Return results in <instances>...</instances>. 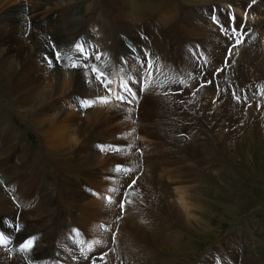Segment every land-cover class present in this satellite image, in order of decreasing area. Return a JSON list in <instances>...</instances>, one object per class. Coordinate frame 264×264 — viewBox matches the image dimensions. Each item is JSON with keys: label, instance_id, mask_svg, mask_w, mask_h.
<instances>
[{"label": "bare ground", "instance_id": "bare-ground-1", "mask_svg": "<svg viewBox=\"0 0 264 264\" xmlns=\"http://www.w3.org/2000/svg\"><path fill=\"white\" fill-rule=\"evenodd\" d=\"M85 1L0 0V103L4 109H0V264H178L175 256L163 252V246L171 245L173 251L180 252L184 237L178 233H163L158 220L146 208L144 210L142 201L153 194L156 180L163 177H156L160 171L167 170L165 177L171 179L182 180L189 172L200 179L202 164H188L189 161L204 163L211 152L223 153L232 140L243 149L246 160L254 157L249 156L254 153L250 151L252 145L264 141L259 128L249 126L243 130L244 125L232 128L234 123L248 119L264 125V117H261L264 114V33L262 24H257L258 19L264 20V0H255V3L253 0H92L88 7L80 5ZM210 3L206 10L205 5ZM183 5L198 8L189 12ZM70 8L80 9L81 16L60 19L56 14L53 20L52 12L63 13ZM95 14L100 16L94 17ZM93 18L102 19L108 29L120 32L121 37L129 36L137 45H141V35L147 47H141L145 49L141 50L144 58L122 57L123 54L117 52L123 49L115 38L109 40L104 34L106 30L100 33L99 20H91V27L86 28L85 24ZM232 26L243 35L244 42L229 54L237 38ZM87 31L92 36H102L107 45L103 48L97 41L91 43ZM81 32L88 38L84 34L78 36L70 49L75 53L79 44L84 47V53L77 51L70 56L63 53L62 45ZM128 40L136 46L140 57L139 47ZM155 42L161 45V52L156 51L159 48L155 47ZM93 47L97 48L95 52H91ZM166 51L169 60L163 64L161 58L164 60L166 56L162 57V52ZM57 52L61 53L60 66L74 59L77 67H57L54 62ZM42 54H47V59H43ZM65 56L70 59L63 62ZM186 56L193 58H188L189 66ZM50 61L55 69L50 68ZM149 61L154 67L146 69ZM81 64L85 69L78 67ZM250 65L254 68L250 69ZM93 67L103 71V78L109 80L110 85L95 79ZM142 69L146 71L139 75ZM159 75H162L161 82ZM107 87L112 92H108ZM126 89H133L137 107L152 109L144 119L151 121L150 127L138 128L123 104L116 108L113 99L117 94L131 103L135 101ZM146 92L154 94L145 96ZM107 95L111 100L109 104L97 102L88 111L85 110L89 107H82L84 112L77 107L76 99L97 101ZM150 102L153 103L151 108ZM245 102L250 104L248 108L251 106L247 112H244ZM69 104L75 107L73 114L64 116ZM102 120H110L116 127L104 128ZM16 122L40 137V152L25 141ZM186 126L197 130L191 132L190 138L181 135V130L178 134L173 131ZM106 129L116 135L118 139L112 142L117 141L120 149L119 152H115L114 147L109 149L106 155H111L109 161L92 147L93 142L102 141L93 140L95 134ZM137 132L154 139L150 140L153 143L143 146L142 156L134 152L136 146L140 147L132 138ZM163 145L170 149L165 150ZM95 146L100 151L105 147L102 143ZM148 146L152 158L160 160L157 166L145 153L144 147ZM180 147L186 149V154L177 153ZM46 158L55 163L53 167ZM118 158L124 160L118 161ZM252 160L251 167L257 163V159ZM109 162L112 167L116 164L130 166L134 172L130 176L127 171L126 175L120 171L109 173L117 177L114 183L117 181L115 185L122 188L117 196L111 191L112 202L107 203L98 198L99 192L90 184L86 186L78 180L84 176L93 178L96 168ZM170 166H177L178 172ZM136 174L135 183L129 185ZM92 191L97 201L88 197ZM137 191L140 198L135 195ZM120 203L124 204L121 218ZM71 209L78 213L73 214ZM146 214L150 218L148 226H140L138 221ZM170 214L178 216L174 206ZM66 216L71 221L64 226ZM117 224L119 231L117 226L114 229L117 241L110 246L108 229ZM246 234H237L236 238L240 237V245L247 251L252 241ZM29 240L32 247L21 250V245ZM229 244L234 251L235 242ZM92 253H95L93 258ZM206 258L201 257L197 264H212ZM222 261L221 264H228ZM239 262L236 259V264ZM253 262L254 257L245 254L239 264Z\"/></svg>", "mask_w": 264, "mask_h": 264}, {"label": "rangeland", "instance_id": "rangeland-1", "mask_svg": "<svg viewBox=\"0 0 264 264\" xmlns=\"http://www.w3.org/2000/svg\"><path fill=\"white\" fill-rule=\"evenodd\" d=\"M91 2L92 0H86L85 2H82L80 5H84L88 7L91 4ZM94 5L95 4H93V6ZM211 5H212L211 3L209 5H205V9L209 10V7ZM192 6L193 5L188 7L187 5V6H184V8H186L189 12H192L191 10L198 8V6H195V7H192ZM71 9H73L74 11ZM71 11L73 12L71 13ZM221 11H224V9H222ZM162 12H164V9L161 11V13ZM56 14H58L60 19H65L71 15L74 17H80L82 12L80 11V9H75V8H70L67 12H63V13H60L59 11H54L51 13V15L54 16L53 20L56 18L55 16ZM209 15L210 13L207 14V17H209ZM99 16H100L99 14H95L94 17H99ZM91 20L100 21V25H101V26L99 25L101 27L100 33L101 31L104 32V30H106L104 34L106 36H109V40L110 39L113 40L115 38L116 42L118 43L117 45H119L123 49V51L126 52V54H124L123 51L121 52L120 50H118L117 53H122L123 54L122 57L125 55L126 56L130 55L133 59L139 58L142 60V58H144L145 53L144 51L141 52V50L143 49V48L141 49V47H144L145 49H147V47L143 43V40L140 37L141 35H139V40H140L141 45L140 44L137 45V41L131 39L129 36L121 37L120 32L116 33V31H113L110 27L108 29V27L106 26V23L100 18L90 19L89 22L85 24L87 29L91 27V24H92ZM257 24L258 25L262 24L261 32L264 33V27H263L264 20L258 19ZM232 28L234 27L232 26ZM85 29L83 32H85ZM83 32L79 33L69 43L62 45L63 49L65 50L63 51V53L66 52L69 56L71 54L77 53L76 48H75V53H74V51L70 49V46L73 44L74 40L78 36L84 34ZM142 33L152 38V36L147 34L146 32L145 33L142 32ZM87 34L91 36L92 40L89 38L91 40L90 41L91 43L97 41L100 44V46L103 45L102 46L103 48L107 45L106 40H104L102 36H92V34H90V32L88 31H87ZM86 38H88L87 35H86ZM128 39H130L132 42H135L136 45L139 47L138 51H140V57H138L137 49L134 48L136 46L131 44ZM95 44L96 43H94V47L97 45ZM94 47L92 48V50L90 49L91 52L96 51L97 48H94ZM155 47L159 48L156 51L161 52V48H162L161 45H157L155 42ZM42 55H43L42 57L43 59H47V56H46L47 54H42ZM164 56H166L164 60L161 58V62L163 64L169 60L168 58L169 54L167 56V51L162 52V57ZM226 56H227V53H226ZM188 58H190L191 60H193V58L186 56L187 63L189 66ZM59 61L54 59V62L57 64L56 65L57 67L60 66L59 65L60 63L58 64ZM62 61L65 62L67 60L63 59ZM142 62L144 64V69H145V60ZM72 63H76L74 59L71 62H69L68 65L60 66L59 68L61 67H63L61 69L73 68L71 66ZM83 66L84 65L81 64L78 67L85 69V67ZM50 68L55 69L56 67L50 66ZM253 68L254 67L250 65V69H253ZM144 69L139 70L138 74L139 75L143 74L146 71ZM203 74L204 72L202 73V75ZM161 76L162 75H159L160 82L163 80ZM215 77H216V74L213 75V79H215ZM252 81L253 83H255L254 80ZM141 84L142 82H140V86ZM203 84L204 83H201V85ZM59 88L61 89V87ZM107 90L108 92L110 91L112 92V90L108 87H107ZM129 94H131V97L135 100V94L133 92V89L130 90ZM151 94H154V93L146 92L144 95L147 96ZM107 98H109L108 95H107ZM246 98L249 99V96L247 95ZM113 100H114V103H117L116 108H118L121 103L124 106H126V108L129 109L128 112L130 115H132L133 119H135L136 126L138 128L139 127L148 128L151 126L150 125L151 121H148V120L145 121L144 119L146 118L145 115L147 111L149 112L152 109L147 110L144 107H141V108L137 107L138 100L137 101L135 100L133 103H131L130 100L117 99L116 95ZM121 101H124V103H122ZM76 103H77V107H80L81 111L84 112L81 107V101L76 99ZM95 104L96 103H93V106H95ZM245 104L246 105L244 107L245 109L244 112H247V109H250L251 106L250 108H248L250 104L246 102ZM152 105L153 103L149 107L151 108ZM73 108H75L73 107V105L71 104L67 105L66 110H65L66 111L65 114L67 115H64V116H69L70 114L72 115ZM91 108L89 107V109L85 111H88ZM0 109L4 111L3 105L1 103H0ZM117 111L119 110L117 109ZM5 113L8 114V111H5ZM261 117H264L263 113ZM140 118H143V119L140 120ZM238 118H240L239 115H238ZM251 122L253 126L250 125ZM102 123H103L102 127L104 128L106 126L108 127V125H112L114 128L116 127L114 123L110 124V120H102ZM15 126L19 128L18 131L21 132L20 134L23 133L22 135L25 137V141L30 145V147H33V148L35 147V149L38 150V152L42 150V141L40 137L33 132V130L29 129V127H27L26 125H22L21 122H19V124L17 123ZM249 126L253 127L254 129L259 128L258 131L260 130L261 133L264 134V125H258L257 123L254 122V119H251V120L248 119L242 123H234L232 128L234 129V128L242 127L241 129L244 130L245 128H249ZM191 129L192 128H190L189 126H186V127L177 128V129L175 128L173 131H175V133L178 134L181 130L183 133L181 135H184V136L186 135L188 136V138H190L192 134L191 132L195 133V131H197L195 129L194 130L192 129L191 131ZM106 130L107 131L99 132L95 134V137L93 139V140L100 139L102 141H98V142L96 141L92 143L93 150H95L96 152L98 151L99 154L103 153L105 156L108 154L109 149H111L112 147L115 148V152L120 151L119 145L116 144L117 141L112 142L118 138L116 137L114 133H111V132L109 133V130L108 129ZM137 133H135V135L132 138L137 143H139L138 147L139 146L140 147L138 149L136 146L134 152L138 154L139 156H142L141 154H142L143 146H146V144L148 145V143L149 144L153 143V141L151 142L150 140H154V139H152V137L148 136L147 134L143 132H137ZM98 143L99 144L102 143L105 146L103 150L100 151L99 147L95 146ZM181 144L184 145V143H181ZM227 144L228 145L224 148L223 153H220L218 151L211 152L209 155H207L208 160L203 161L204 163H202L200 160L199 161L191 160L188 162V164H190L191 162H192L191 164H193L195 162L196 164H193V165H197L198 162L200 163L198 165L202 164V167H203L202 175L203 176L200 177L201 180L197 179L199 178L198 176L189 172L187 176L184 179H182L184 181L182 182V180L180 179L178 180V178L171 179L170 177H165L167 174H164V173L167 172V170L165 172L160 171V173L156 177L158 178V176H163L161 177L162 179L156 180L155 185H154L153 194L149 196V199L142 201L144 210L146 208V211H149L150 212L149 214H151L152 217L154 216L153 218H156L158 220V223L161 225L160 227L163 233H168V234L178 233L180 236L184 237L182 239V243L184 245L181 243L183 247L181 246V251L178 252L179 251L178 250L177 251L178 253L172 250L171 245L163 246V252L169 255L175 256L176 261H178V264H195V263L197 264L198 260L204 256H206L207 257L206 259L208 260V262L210 261L212 264H215V263L221 264L222 260H223L222 263L226 261L228 264H236V259L240 261L239 263H241V257L242 255H245V254L248 256L254 257V262H253L254 264H264V141L259 142V143L257 142L255 145H252L253 147L250 151H253L254 153L252 154L251 152L249 156L252 155L254 157L252 158L248 156L249 158L246 160L244 159L246 155L242 153L243 149L240 150L241 147L240 145H238L237 141L235 142V140H232V141H229ZM163 148H165V150L166 148L170 149L169 146L167 145H163ZM144 149H145V153L149 156L150 162L157 166L158 163H160V160L156 161L152 158L150 146L144 147ZM183 149L184 147H180L179 149H177V153L181 151V152H184V154H186L187 152L186 149L185 151ZM109 156L111 155L106 156V159L108 161L111 160ZM254 158L257 159L256 160L257 163L254 165L259 166L260 169L252 168L254 165L252 167L250 166L253 164L254 161L252 159ZM46 159L47 161H49L48 165L53 167L55 163L49 160L48 158ZM118 159H119L118 161L124 160L122 158H118ZM242 163L244 165L246 164L248 168L243 165L241 166L240 164ZM104 167L102 166L97 167L96 173L93 174V178H88L85 176L84 178H79L78 183H82L86 186L90 184L93 188H95L96 193L99 192L98 195H100V197L98 196V198L108 203V202H112V197L110 194L112 193L111 191H113V193H115L117 196L119 193H121V188H122V186H117V184L115 185L117 181L114 183V180H116L117 177L112 176L109 173L110 172L112 173L113 171L117 172V169L119 168L120 173L124 175H126L125 174L126 171L124 170H128L127 172H129V176H130V175H133L131 173L134 172L133 171L134 169L127 165L123 166L122 164L121 165L116 164L115 166L112 167V164L110 162ZM175 167L170 166V169H173L175 171L179 170L177 166ZM170 169L168 170V172H170ZM106 171L108 173H106ZM148 172L149 171H146L145 174L150 176ZM140 173L141 172H139L138 175ZM138 175L136 174L134 176L131 183L128 182L129 185H131L133 181H136ZM193 177H195L194 181L192 180ZM187 178H189V180ZM86 186H85V194L87 195ZM159 191L160 192L162 191V192L160 193ZM135 195L136 197L140 198L141 197L140 191H137ZM88 197L92 199L93 201H97L96 199L97 196L95 193H93V191ZM124 204H126V201ZM173 206H174V209L177 210L178 216L176 217H173L170 214L172 212ZM71 212L73 214L78 213L75 209L74 210L71 209ZM119 212H120V218H121L124 213L123 209L120 208ZM148 215L146 214L145 216H143V220L138 221L140 226H145L146 224H147L146 226H148V223L150 220V218L147 217ZM66 219L67 221L66 223H64V226H66V224L70 223L71 221L68 216H66ZM118 220H121V219H119L118 217ZM92 224H95V223L92 222ZM74 225L78 226L75 222H74ZM99 226H101V224ZM116 226L118 228L117 230L119 231L118 224L115 225L114 227H112L111 225V227L108 229V231L111 232L110 233V246H112L117 241V238L115 236L116 230H114ZM79 228L85 230V232L87 233L93 234L90 231H88L84 226H80ZM104 228L105 227L102 226L101 231H103ZM240 233H247L246 236L248 240L252 241L247 251L244 249L243 244L240 245V237H238L239 239L236 238V235L237 234L239 235ZM112 239H114V241ZM230 242L232 243L235 242V245H236L234 247L236 250V251L234 250L235 252L231 250V246H229ZM237 245L239 246L237 247ZM94 254L93 253L91 254L92 258L94 257L93 256Z\"/></svg>", "mask_w": 264, "mask_h": 264}, {"label": "snow or ice", "instance_id": "snow-or-ice-1", "mask_svg": "<svg viewBox=\"0 0 264 264\" xmlns=\"http://www.w3.org/2000/svg\"><path fill=\"white\" fill-rule=\"evenodd\" d=\"M253 3H255V0H253ZM213 19L215 20V17H213ZM232 31H233V33L235 34V36L237 38L235 40V44L232 45V47L229 48V50H228L229 51V54H231L233 48H235L237 45H239V44H241V43L244 42L243 41V35L239 31H237L235 28ZM76 50L79 53H81V54L84 53V47L82 45L77 44L76 45ZM56 56H57V60L59 61V59L61 58V53L57 52ZM64 58L65 59H70V57H67V56H65ZM97 59H99V57H97ZM49 63H50V66H51V61ZM71 66L72 67H77V64L76 63H72ZM152 67H154V63L153 62H150L149 61V62L146 63V69H151ZM225 67H227V61L225 63ZM217 71H221V69H218ZM92 72L93 73H96L95 79L97 81H100L101 84H103V85H110L111 82L109 80H107L106 78H103L105 74L103 73L102 70L97 69L96 67H93L92 68ZM209 83H210V81H209ZM126 90H128V89H126ZM128 91H130V90H128ZM117 99L123 100L124 97L121 96V95H119V94H117ZM97 102L98 103L107 104V103H109V100H108L107 97H100L97 101L83 100V101H81V107H84V108L91 107L93 103H97ZM119 170L120 169L118 168L117 171H119ZM124 171H128V170H124ZM133 183H135V181H133ZM119 206L121 207V209H123L124 204L123 203H120ZM31 247H32V241L29 240L26 244L21 245V250L27 251Z\"/></svg>", "mask_w": 264, "mask_h": 264}]
</instances>
